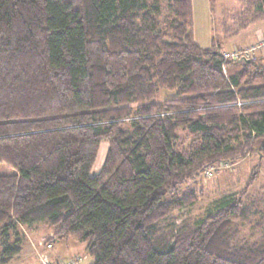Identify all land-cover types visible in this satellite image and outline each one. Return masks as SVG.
I'll list each match as a JSON object with an SVG mask.
<instances>
[{"label":"trees","instance_id":"trees-1","mask_svg":"<svg viewBox=\"0 0 264 264\" xmlns=\"http://www.w3.org/2000/svg\"><path fill=\"white\" fill-rule=\"evenodd\" d=\"M238 62L227 74L235 62L197 44L192 0H0V164L11 169L0 264L38 225L33 246L50 244L56 263L264 264V196H224L194 222L175 215L195 204L179 189L208 164L264 153V64ZM163 89L176 94L153 101ZM253 216L261 238L239 243ZM68 238L87 255L56 260Z\"/></svg>","mask_w":264,"mask_h":264},{"label":"rangeland","instance_id":"rangeland-1","mask_svg":"<svg viewBox=\"0 0 264 264\" xmlns=\"http://www.w3.org/2000/svg\"><path fill=\"white\" fill-rule=\"evenodd\" d=\"M192 1L194 36L197 44L203 48L213 47L223 55L225 60L235 62L225 66V73L230 74L237 70L240 67L238 60L243 56L264 64V15L260 14L261 9L257 0H214L213 3L211 0ZM161 3L163 5L161 24L166 27L169 12L166 2ZM164 94L174 97L176 93L163 89L153 101L162 102ZM126 127H129L128 123ZM186 135L187 131H179L177 142L180 145ZM108 146V140H103L92 174L101 170ZM262 151L264 152V148ZM10 171L7 165L0 164V174ZM187 191L194 192L196 202L191 207H185L175 213L180 215L178 223L185 218H190L194 222L214 212L216 204L227 195H238L245 191L244 202H251L261 195L264 196V153L252 152L233 161L225 159L208 164L197 177L189 180L179 189L180 195ZM168 198L172 199V196ZM259 218L253 216L249 221L238 223L239 243L255 242L261 238L262 231L255 227ZM45 232L47 233V229L42 225L25 229L24 249L8 264H29L35 257L34 253L39 250L33 246V243L38 245ZM11 239L13 242L15 238ZM1 245L0 241V253L3 250ZM54 249L62 251L64 257L87 255V245L75 238L57 240ZM91 263L92 259L87 255V259H82L79 264Z\"/></svg>","mask_w":264,"mask_h":264},{"label":"built area","instance_id":"built-area-1","mask_svg":"<svg viewBox=\"0 0 264 264\" xmlns=\"http://www.w3.org/2000/svg\"><path fill=\"white\" fill-rule=\"evenodd\" d=\"M243 58H247V57L243 56L240 59H243ZM50 246L51 245L49 244L48 247H50ZM48 247H46V248H48ZM46 248L43 250L39 249L38 251H36V260L33 264H79L82 259L86 258V256L74 257V258L56 263L55 261H53V259H51L50 255L46 251Z\"/></svg>","mask_w":264,"mask_h":264},{"label":"crops","instance_id":"crops-1","mask_svg":"<svg viewBox=\"0 0 264 264\" xmlns=\"http://www.w3.org/2000/svg\"><path fill=\"white\" fill-rule=\"evenodd\" d=\"M54 249V248H53ZM86 251H87V249H86ZM52 255H53V257L56 259V260H59V259H68L69 257H71V256H74V255H70V256H68V257H64L63 256V252L61 251H59V250H55L54 249V251L52 250Z\"/></svg>","mask_w":264,"mask_h":264},{"label":"water","instance_id":"water-1","mask_svg":"<svg viewBox=\"0 0 264 264\" xmlns=\"http://www.w3.org/2000/svg\"><path fill=\"white\" fill-rule=\"evenodd\" d=\"M243 59H246V60H248L247 58H243Z\"/></svg>","mask_w":264,"mask_h":264}]
</instances>
